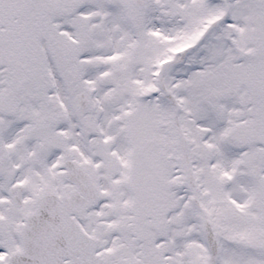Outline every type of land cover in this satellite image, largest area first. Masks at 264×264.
Returning a JSON list of instances; mask_svg holds the SVG:
<instances>
[{
  "label": "snow or ice",
  "instance_id": "1",
  "mask_svg": "<svg viewBox=\"0 0 264 264\" xmlns=\"http://www.w3.org/2000/svg\"><path fill=\"white\" fill-rule=\"evenodd\" d=\"M0 264H264V0H0Z\"/></svg>",
  "mask_w": 264,
  "mask_h": 264
}]
</instances>
